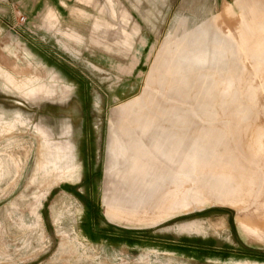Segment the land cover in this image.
Wrapping results in <instances>:
<instances>
[{
  "label": "rangeland",
  "instance_id": "1",
  "mask_svg": "<svg viewBox=\"0 0 264 264\" xmlns=\"http://www.w3.org/2000/svg\"><path fill=\"white\" fill-rule=\"evenodd\" d=\"M0 264H264V0H0Z\"/></svg>",
  "mask_w": 264,
  "mask_h": 264
}]
</instances>
